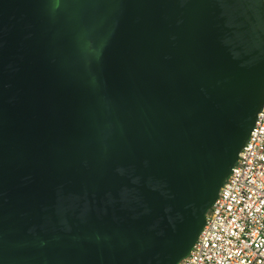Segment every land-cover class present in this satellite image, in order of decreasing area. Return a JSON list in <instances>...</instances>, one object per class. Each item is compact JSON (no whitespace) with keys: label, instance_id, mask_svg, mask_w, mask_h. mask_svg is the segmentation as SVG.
<instances>
[{"label":"water","instance_id":"1","mask_svg":"<svg viewBox=\"0 0 264 264\" xmlns=\"http://www.w3.org/2000/svg\"><path fill=\"white\" fill-rule=\"evenodd\" d=\"M264 105V0H0V264H185Z\"/></svg>","mask_w":264,"mask_h":264},{"label":"built area","instance_id":"2","mask_svg":"<svg viewBox=\"0 0 264 264\" xmlns=\"http://www.w3.org/2000/svg\"><path fill=\"white\" fill-rule=\"evenodd\" d=\"M185 264H264V105Z\"/></svg>","mask_w":264,"mask_h":264}]
</instances>
